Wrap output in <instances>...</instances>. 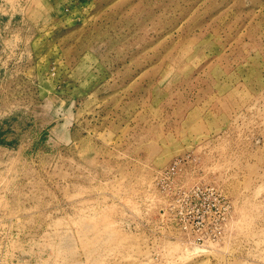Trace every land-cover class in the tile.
<instances>
[{"label":"rangeland","instance_id":"1","mask_svg":"<svg viewBox=\"0 0 264 264\" xmlns=\"http://www.w3.org/2000/svg\"><path fill=\"white\" fill-rule=\"evenodd\" d=\"M0 264H264V0H0Z\"/></svg>","mask_w":264,"mask_h":264},{"label":"built area","instance_id":"2","mask_svg":"<svg viewBox=\"0 0 264 264\" xmlns=\"http://www.w3.org/2000/svg\"><path fill=\"white\" fill-rule=\"evenodd\" d=\"M192 199H194V198H192ZM187 221L189 222V223H196V221H195V217H194V215H193V212H192V210L188 213V215H187Z\"/></svg>","mask_w":264,"mask_h":264}]
</instances>
